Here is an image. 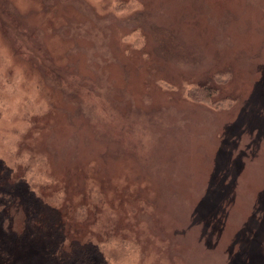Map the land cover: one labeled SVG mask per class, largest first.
Here are the masks:
<instances>
[{
	"label": "rangeland",
	"instance_id": "374dc122",
	"mask_svg": "<svg viewBox=\"0 0 264 264\" xmlns=\"http://www.w3.org/2000/svg\"><path fill=\"white\" fill-rule=\"evenodd\" d=\"M0 264H264V0H0Z\"/></svg>",
	"mask_w": 264,
	"mask_h": 264
}]
</instances>
